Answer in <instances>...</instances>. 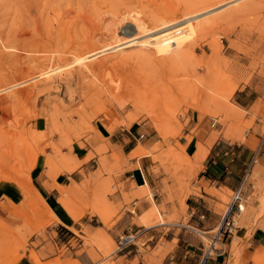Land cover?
<instances>
[{
  "label": "rangeland",
  "instance_id": "1",
  "mask_svg": "<svg viewBox=\"0 0 264 264\" xmlns=\"http://www.w3.org/2000/svg\"><path fill=\"white\" fill-rule=\"evenodd\" d=\"M200 2L0 0V183L20 190L0 219L1 264H128L134 253L160 264L189 234L185 199L204 157L186 153L193 138L197 148L214 138L213 156L229 158L241 186L243 210L231 234L221 230L226 264H257L264 255V0H208L202 13ZM157 14L165 19L156 25H170L161 45L113 66L112 54L146 49L125 44L144 32L132 19ZM188 16L207 19L205 27L167 44L171 25ZM180 82L191 90L177 93ZM79 150L80 161L71 157ZM41 156L49 178L88 163L81 182L59 187L71 226L60 224L30 179ZM137 167L141 188L123 181ZM148 214L150 227L142 221ZM140 227H152L150 242L111 255L118 236ZM200 235L208 249L214 234ZM252 235L261 245L246 250L243 237ZM215 248L210 254L223 250Z\"/></svg>",
  "mask_w": 264,
  "mask_h": 264
},
{
  "label": "crops",
  "instance_id": "2",
  "mask_svg": "<svg viewBox=\"0 0 264 264\" xmlns=\"http://www.w3.org/2000/svg\"><path fill=\"white\" fill-rule=\"evenodd\" d=\"M98 131L104 137L101 130ZM212 139L207 141V147L204 146L203 161L197 164L199 168H193L195 169V175L188 185L185 206L187 213L186 228L189 234L182 236V241L184 242H178L173 251L166 255L160 264H226L229 260L225 255L227 239L225 241L222 239L221 227L227 208L230 205L232 194L238 184L231 177V169L228 166V162H226L229 161V158L227 160V158L224 159V156L220 158L213 156L216 147L215 145L211 146L214 140ZM198 142L195 138L185 142V150L188 155H194ZM81 154V150L73 151L71 157L75 156V159L80 161L84 158ZM87 164L79 165L72 172H62L53 178H49L44 173L45 157L41 156L30 171V179L36 182L38 189L43 193L45 206L53 212L60 224L65 227L71 226L74 221L67 215L64 208L59 205V187H69L72 183L77 185L81 182L82 173L85 174L87 171ZM123 181L134 185L136 188H141L145 186L146 178L142 169L137 167L127 172L123 177ZM19 193L20 190L14 185L0 183V219H5V217L9 216L4 205L15 200L20 195ZM222 206L226 207L225 212H222ZM216 229H218L217 232H214ZM199 233L214 234V237L211 236L214 238V247L215 244H219L223 246V250L210 254ZM243 242L247 243L246 250L248 248L252 250L261 245L262 238L252 235L249 239L243 237ZM136 254H133L128 264H144L143 260H140V257H137Z\"/></svg>",
  "mask_w": 264,
  "mask_h": 264
},
{
  "label": "bare ground",
  "instance_id": "3",
  "mask_svg": "<svg viewBox=\"0 0 264 264\" xmlns=\"http://www.w3.org/2000/svg\"><path fill=\"white\" fill-rule=\"evenodd\" d=\"M207 1V2H206ZM207 3H208V0H202V2H200V3H198V4H196V9H199L200 11H201V13L203 12L202 10H205V9H207V10H209L208 8V6H207ZM219 9V8H218ZM206 10V11H207ZM213 10V9H212ZM205 11V12H206ZM209 13V12H208ZM211 13V12H210ZM173 14H174V12H173ZM200 14V13H199ZM205 14V13H204ZM163 15V14H162ZM162 15H160V14H157V15H150V16H148L147 18H145V17H143V18H140V19H138V20H134V18L132 19L133 20V22H132V27L134 28V31H138V30H142V31H144L143 32V34L142 35H140V36H138L137 38H133V40L132 41H130V42H127V43H125L126 45H127V47H129V46H132V45H135L137 48H138V46H145L146 47V49H143V50H141V49H138V50H136V51H134V52H131V53H127V54H119V55H117V54H112V55H116V56H114L113 58L115 59V61L113 62V61H111L112 63V65L113 66H119V64H121V63H124V62H128V61H131V60H137V59H139L140 57H144V56H146V53L148 54V53H151V52H149V48L150 47H158V46H160L161 45V42H160V39H159V36L160 35H162V34H164V33H166L168 30H169V28H170V25H164V24H162V26L161 25H156V23L157 24H159L160 22H162V20L163 19H165V17L164 16H162ZM169 15V14H168ZM208 15V14H207ZM146 16V15H145ZM173 16V15H172ZM193 16H188V17H185V18H183V19H180V20H177V21H175V23L173 24V25H171V27H174L175 28V32L174 33H172L171 34V37L169 36L167 39H165V41L167 42V44H171V43H173V42H175L176 41V39H178V38H184V37H186V36H188V35H190L191 34V29L192 28H195V29H197L198 31H201L204 27H205V25H203V23L207 20V19H204L205 21H203V20H201V21H196V22H194V23H192L191 22V20H194L195 18H193ZM199 18V17H198ZM130 20V19H129ZM131 20V21H132ZM199 20V19H198ZM154 25V26H153ZM153 26V27H152ZM150 28V29H149ZM128 40H130V39H128ZM12 41V40H11ZM149 47V48H148ZM123 50H125V49H123ZM174 53H180L181 52V48L180 47H177V48H174L173 50H172ZM256 51V50H255ZM15 53V52H14ZM1 54H3V53H1ZM95 53H93V54H91V55H93V56H91V55H88L87 57H86V60H90L91 58H94V56H98L97 54H95ZM4 56V55H3ZM2 56V57H3ZM7 56V55H6ZM5 56V57H6ZM251 56V55H250ZM9 57V56H8ZM4 58V57H3ZM2 58V59H3ZM11 58L14 60V58L15 59H17L16 57H12L11 56ZM113 58H110V59H113ZM6 59V58H5ZM30 59V58H29ZM33 58H31V60H32ZM110 59H109V61H110ZM18 60V59H17ZM82 60V59H81ZM28 61V60H27ZM105 61V60H104ZM107 61V60H106ZM10 62V61H9ZM30 64V63H29ZM110 64V63H109ZM110 64V65H111ZM16 65V64H15ZM12 67H15V66H12ZM16 68V67H15ZM17 69V68H16ZM19 70V69H18ZM118 69H116V71H117ZM46 73V72H45ZM44 73V74H45ZM116 73V72H115ZM117 73H119V72H117ZM6 76V75H5ZM119 76V75H118ZM0 78H2V77H0ZM32 78V77H31ZM35 78V77H34ZM30 79V78H29ZM8 81V80H7ZM6 81V82H7ZM30 81H31V79H30ZM6 86H8V85H6ZM11 87H12V85H11ZM7 87H5V89H6ZM117 88H119V87H117ZM175 88H176V91H177V93L179 92H181V93H185V92H188L189 90H191V87H189V85L188 84H186V83H184V82H180V83H176V85H175ZM174 88V89H175ZM147 89H150V91H158L160 88H157V86H154V85H152V86H147ZM119 90V89H118ZM117 91V90H116ZM160 93V92H159ZM112 96H113V98L116 100V99H122L123 98V96H121V95H119V94H116L115 95V92H113V94H112ZM116 103V102H115ZM233 115V114H232ZM214 139V138H213ZM212 139V140H213ZM211 141V140H210ZM214 141V140H213ZM207 147V146H206ZM204 153H205V148L202 146V145H200L199 144V146H198V148H197V151H196V153H195V159H201L202 157H203V155H204ZM195 162V161H194ZM193 162V163H194ZM197 163V162H196ZM51 162H47V168H49V167H51ZM35 165V163L33 164V166ZM198 166V165H197ZM200 166V165H199ZM33 168V167H32ZM17 182V181H16ZM27 191V190H26ZM30 192V191H29ZM28 192V193H29ZM27 193V192H26ZM27 195V194H26ZM8 208V207H7ZM262 210V209H261ZM65 211L70 215V210L69 209H65ZM262 211H264V210H262ZM261 214V213H260ZM150 218H151V216H149V214H148V216H146L142 221H143V223H145L146 225H148L149 223H151L150 222ZM58 220V219H57ZM152 220V219H151ZM151 226V225H150ZM149 225H148V227H150ZM218 229H216V231H217ZM213 232V231H212ZM116 242V241H115ZM113 253V252H112ZM1 264V263H0ZM257 264H264V255H261L260 257H259V259L257 260Z\"/></svg>",
  "mask_w": 264,
  "mask_h": 264
},
{
  "label": "built area",
  "instance_id": "4",
  "mask_svg": "<svg viewBox=\"0 0 264 264\" xmlns=\"http://www.w3.org/2000/svg\"><path fill=\"white\" fill-rule=\"evenodd\" d=\"M242 201L241 186H238L232 194L230 205L227 208L226 215L222 221L221 228H224V232L227 231L228 234H231L234 227L235 214L243 210ZM151 229L152 227H140L136 230L130 229L125 231L118 236L115 242V249L111 255L121 256V254H125L126 252L129 253L131 250H134L135 252L139 251V245L144 246L153 239ZM213 240L214 238L211 239V243L208 246V249L210 250L216 249Z\"/></svg>",
  "mask_w": 264,
  "mask_h": 264
}]
</instances>
